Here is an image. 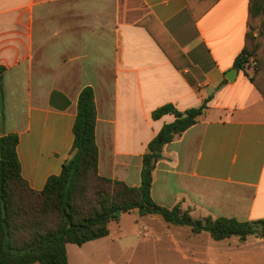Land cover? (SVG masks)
Here are the masks:
<instances>
[{
	"label": "crops",
	"instance_id": "obj_1",
	"mask_svg": "<svg viewBox=\"0 0 264 264\" xmlns=\"http://www.w3.org/2000/svg\"><path fill=\"white\" fill-rule=\"evenodd\" d=\"M211 1L0 0V136L17 135L30 190L40 192L69 158L84 88L96 111L97 174L133 188L147 145L174 120L151 113L165 104L196 108L210 97L197 123L163 146L150 197L200 218L264 219V95L249 79L257 70L264 89V36L260 63L251 57L243 70L233 68L248 0ZM188 3L204 12L193 19ZM173 243L187 264H264V236L214 241L176 229Z\"/></svg>",
	"mask_w": 264,
	"mask_h": 264
},
{
	"label": "trees",
	"instance_id": "obj_2",
	"mask_svg": "<svg viewBox=\"0 0 264 264\" xmlns=\"http://www.w3.org/2000/svg\"><path fill=\"white\" fill-rule=\"evenodd\" d=\"M188 7L193 19L204 12H196L189 3ZM247 28L244 47L233 61L237 70H243L251 57L257 58L258 64L261 61L258 47L264 36V0H248ZM255 30L258 35L254 38ZM256 74L257 70L250 82L264 95ZM2 98L0 85V114ZM209 100L184 111L165 104L151 113L153 120L166 114L173 115L174 120L164 124L147 145L137 188L97 174L96 111L88 87L78 97L70 156L40 192L30 190L20 176L17 135L0 136V264H67V244L81 246L104 238L110 223H117L121 215L131 212L160 216L169 225L187 227L194 235L207 233L214 241L236 237L243 242L248 236H264V219L238 222L209 216L193 218L179 205L167 209L150 197L152 170L163 146L196 124ZM90 182L96 186L90 188Z\"/></svg>",
	"mask_w": 264,
	"mask_h": 264
},
{
	"label": "rangeland",
	"instance_id": "obj_3",
	"mask_svg": "<svg viewBox=\"0 0 264 264\" xmlns=\"http://www.w3.org/2000/svg\"><path fill=\"white\" fill-rule=\"evenodd\" d=\"M93 186L96 184L90 182L89 187ZM179 208L188 211L193 218H200L181 205ZM157 219L149 221L139 217L137 212L124 214L117 223L109 224V234L105 238L81 246L66 245L67 264H187L188 258L171 252V247L173 240L176 241V229L187 236L194 234L187 227L167 224L160 216Z\"/></svg>",
	"mask_w": 264,
	"mask_h": 264
},
{
	"label": "water",
	"instance_id": "obj_4",
	"mask_svg": "<svg viewBox=\"0 0 264 264\" xmlns=\"http://www.w3.org/2000/svg\"><path fill=\"white\" fill-rule=\"evenodd\" d=\"M233 74H235V71H234V70L229 71V72L227 73V75H226V78H227L228 80H232L230 76L233 75Z\"/></svg>",
	"mask_w": 264,
	"mask_h": 264
}]
</instances>
